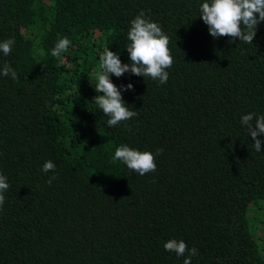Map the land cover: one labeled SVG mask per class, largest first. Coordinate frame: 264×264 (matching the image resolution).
<instances>
[{"label":"trees","instance_id":"16d2710c","mask_svg":"<svg viewBox=\"0 0 264 264\" xmlns=\"http://www.w3.org/2000/svg\"><path fill=\"white\" fill-rule=\"evenodd\" d=\"M203 2L0 0V42L15 41L0 69L17 73L0 75V173L10 185L0 264H183L188 253L165 251L169 239L198 250L191 264H264L254 237L264 230L248 227L250 207L264 205V134L257 152L241 124L264 115V21L252 44L213 38ZM140 12L169 37L174 62L165 84L110 74L137 115L109 127L94 104L99 57L109 48L130 63ZM62 37L68 51L53 57ZM123 144L162 149L156 170L141 176L113 161ZM48 160L56 167L44 173Z\"/></svg>","mask_w":264,"mask_h":264},{"label":"clouds","instance_id":"9594fccd","mask_svg":"<svg viewBox=\"0 0 264 264\" xmlns=\"http://www.w3.org/2000/svg\"><path fill=\"white\" fill-rule=\"evenodd\" d=\"M199 11V16L208 26L213 38L227 36L232 39L238 38L245 44H252L257 25L264 21V0H204ZM127 36L130 41L126 46L130 63H122L119 55L107 48L100 55L98 69L95 72L94 90L103 94L94 97V104L109 117L107 120L109 127L137 115L136 111L126 106L121 90L112 82L110 74L120 77L125 72H131L165 84L169 75L167 69L171 68L174 62L169 48V37L158 23L146 19L143 12L131 21ZM14 43V39L11 38L0 42V52L5 56L10 55ZM70 44L71 41L67 37L58 39L51 50V55L59 57L68 51ZM0 75L17 79V73L10 64H5L0 69ZM122 87L126 91L133 89L131 83ZM241 124L246 126L248 135L254 140L255 150L261 151L262 140L257 137L264 134V115L248 113L241 117ZM161 152L162 149H157L156 154H153L151 151H140L123 144L115 149L113 161H122L129 170L143 176L156 170L155 156ZM55 167L56 165L48 160L42 165L41 170L44 173L54 172ZM54 179L55 175L51 176L47 183L51 184ZM9 187L7 177L0 173V208L4 205V193ZM164 249L175 252L177 256H185V253H188L183 264H191L192 257L198 255V250L195 247L189 249L183 240L169 239L164 243Z\"/></svg>","mask_w":264,"mask_h":264},{"label":"rangeland","instance_id":"374dc122","mask_svg":"<svg viewBox=\"0 0 264 264\" xmlns=\"http://www.w3.org/2000/svg\"><path fill=\"white\" fill-rule=\"evenodd\" d=\"M264 202V201H260ZM248 227L250 229V233L252 231L254 232L255 227H259L264 230V205L261 206V209H258L257 211L253 210L251 207L248 212ZM261 231V230H260ZM260 231L258 233H254L255 239L260 243V251H262V256L264 257V250H262L264 246V238L263 235L260 234Z\"/></svg>","mask_w":264,"mask_h":264}]
</instances>
